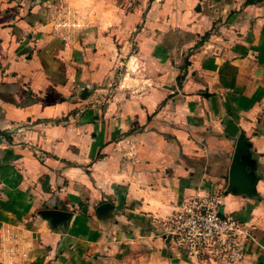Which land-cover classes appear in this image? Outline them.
Instances as JSON below:
<instances>
[{
	"label": "crops",
	"instance_id": "crops-1",
	"mask_svg": "<svg viewBox=\"0 0 264 264\" xmlns=\"http://www.w3.org/2000/svg\"><path fill=\"white\" fill-rule=\"evenodd\" d=\"M214 190L264 264V0H0V264H200Z\"/></svg>",
	"mask_w": 264,
	"mask_h": 264
},
{
	"label": "built area",
	"instance_id": "built-area-1",
	"mask_svg": "<svg viewBox=\"0 0 264 264\" xmlns=\"http://www.w3.org/2000/svg\"><path fill=\"white\" fill-rule=\"evenodd\" d=\"M222 202L217 190L194 195L164 221L179 250L200 264H231L243 255L247 231L239 219L222 210Z\"/></svg>",
	"mask_w": 264,
	"mask_h": 264
},
{
	"label": "water",
	"instance_id": "water-1",
	"mask_svg": "<svg viewBox=\"0 0 264 264\" xmlns=\"http://www.w3.org/2000/svg\"><path fill=\"white\" fill-rule=\"evenodd\" d=\"M243 143L244 140H242V138H239L237 140L234 156L230 164L229 185L235 188L239 187V185L242 184V181L245 179V176L243 175V171H241L240 166L238 164V158H237L238 151L242 148Z\"/></svg>",
	"mask_w": 264,
	"mask_h": 264
},
{
	"label": "rangeland",
	"instance_id": "rangeland-1",
	"mask_svg": "<svg viewBox=\"0 0 264 264\" xmlns=\"http://www.w3.org/2000/svg\"><path fill=\"white\" fill-rule=\"evenodd\" d=\"M166 234H168L169 238H172L171 235H170L167 231H166ZM172 240H173V239H172ZM213 264H215V263H213Z\"/></svg>",
	"mask_w": 264,
	"mask_h": 264
}]
</instances>
